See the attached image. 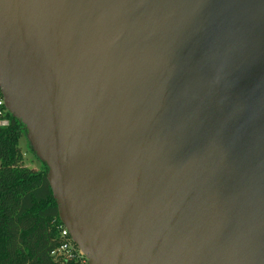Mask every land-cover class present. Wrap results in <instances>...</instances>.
<instances>
[{
	"label": "water",
	"instance_id": "1",
	"mask_svg": "<svg viewBox=\"0 0 264 264\" xmlns=\"http://www.w3.org/2000/svg\"><path fill=\"white\" fill-rule=\"evenodd\" d=\"M0 93L88 264H264V0H0Z\"/></svg>",
	"mask_w": 264,
	"mask_h": 264
},
{
	"label": "trees",
	"instance_id": "2",
	"mask_svg": "<svg viewBox=\"0 0 264 264\" xmlns=\"http://www.w3.org/2000/svg\"><path fill=\"white\" fill-rule=\"evenodd\" d=\"M0 127V264H80L54 258L62 244L57 204L41 170L23 164L24 126L9 112Z\"/></svg>",
	"mask_w": 264,
	"mask_h": 264
},
{
	"label": "built area",
	"instance_id": "3",
	"mask_svg": "<svg viewBox=\"0 0 264 264\" xmlns=\"http://www.w3.org/2000/svg\"><path fill=\"white\" fill-rule=\"evenodd\" d=\"M7 112L8 110L4 105V101L0 93V127H5L8 125V120L5 119V115ZM60 237L62 239L61 246L51 253L54 258L70 260L74 259L77 260L80 264H88L86 258L82 255L76 245L72 242L69 233L64 228V226L60 230Z\"/></svg>",
	"mask_w": 264,
	"mask_h": 264
},
{
	"label": "rangeland",
	"instance_id": "4",
	"mask_svg": "<svg viewBox=\"0 0 264 264\" xmlns=\"http://www.w3.org/2000/svg\"><path fill=\"white\" fill-rule=\"evenodd\" d=\"M19 147L22 153L23 164L28 168L35 170H41L44 166L43 161L36 155L32 143L29 140L27 133L22 135L19 143Z\"/></svg>",
	"mask_w": 264,
	"mask_h": 264
}]
</instances>
